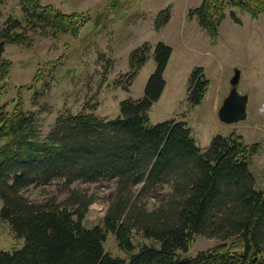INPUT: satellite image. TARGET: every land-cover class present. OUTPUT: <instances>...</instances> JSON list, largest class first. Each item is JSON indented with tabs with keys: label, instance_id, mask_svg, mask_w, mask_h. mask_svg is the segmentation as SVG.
<instances>
[{
	"label": "trees",
	"instance_id": "trees-1",
	"mask_svg": "<svg viewBox=\"0 0 264 264\" xmlns=\"http://www.w3.org/2000/svg\"><path fill=\"white\" fill-rule=\"evenodd\" d=\"M32 1V0H26ZM35 5L25 7L33 25L60 30L71 26L69 16L46 15ZM236 7L252 18L264 15V0H203L188 10L199 25L217 41L226 9ZM170 19L169 8L155 18L159 30ZM24 31L20 21H8L0 42V78L4 80L9 62L3 59L7 43H19ZM171 48L158 42L152 49L155 68L143 95L119 102V115L102 119L94 114L58 116L44 141L36 135L33 113L0 108V218L25 241L13 252L0 250V264H264V186L255 188L251 161L260 144H247L236 131L212 138L205 151L197 146L191 129L183 121H149V110L164 88V71ZM151 54L145 42L134 49L128 66L134 78ZM209 80L203 68L190 76L188 104L203 100ZM0 90V98L3 96ZM114 182V196L101 226L86 228L84 220L93 203L76 184L101 180ZM55 183L67 194L33 201L26 188ZM167 186L160 206L148 211L132 199ZM160 243V248L143 246L128 261L103 251L106 234L112 233L126 253H132L133 231ZM196 235L223 242L193 257L180 258Z\"/></svg>",
	"mask_w": 264,
	"mask_h": 264
},
{
	"label": "rangeland",
	"instance_id": "rangeland-1",
	"mask_svg": "<svg viewBox=\"0 0 264 264\" xmlns=\"http://www.w3.org/2000/svg\"><path fill=\"white\" fill-rule=\"evenodd\" d=\"M203 0H38L39 11L46 15L69 16L68 30H58L54 24L42 28L26 17L25 7L37 0H0V42L8 21L18 20L24 31L19 43L4 46L3 59L9 62L4 80L0 78V108L11 112L21 102V109L33 113L37 121L39 141L47 139L58 116L88 113L108 120L119 115V102L138 99L146 78L154 67L152 49L163 42L172 50L164 71L165 88L149 110V121L157 124L168 120L183 121L191 129L197 146L205 151L214 136H226L232 131L241 134L247 144L259 143L257 156L261 167L256 172L257 190L261 189L260 170L264 164V15L252 18L236 7L226 9V18L218 29L217 41L201 28L196 16L188 10L200 6ZM169 8L168 24L159 31L155 18ZM147 42L151 54L141 73L130 78V53ZM203 68L209 86L201 103L188 104L187 88L192 71ZM234 69L240 71L237 90L248 96L247 118L235 124H224L217 110L229 90ZM154 70V69H153ZM133 84V85H132ZM1 142L0 144H3ZM259 159L257 160L258 164ZM259 161V162H260ZM260 165V164H259ZM93 199L84 220L86 228L101 226L111 199L114 182L101 180L93 184H76ZM141 185L133 188L132 199L148 211L158 208L160 197L168 187L139 195ZM23 194L33 201L67 194L55 183L33 185ZM1 207V201H0ZM132 253L120 249L115 236L107 233L103 251L114 258L129 260L143 246L160 248V243L133 231ZM221 239L196 235L180 258L193 257L222 243ZM25 244L0 218V250L13 252Z\"/></svg>",
	"mask_w": 264,
	"mask_h": 264
},
{
	"label": "water",
	"instance_id": "water-1",
	"mask_svg": "<svg viewBox=\"0 0 264 264\" xmlns=\"http://www.w3.org/2000/svg\"><path fill=\"white\" fill-rule=\"evenodd\" d=\"M240 74L238 69H234L229 80V90L217 110L218 119L227 125L241 122L247 118L248 96L237 90Z\"/></svg>",
	"mask_w": 264,
	"mask_h": 264
},
{
	"label": "crops",
	"instance_id": "crops-1",
	"mask_svg": "<svg viewBox=\"0 0 264 264\" xmlns=\"http://www.w3.org/2000/svg\"><path fill=\"white\" fill-rule=\"evenodd\" d=\"M168 24V23H167ZM166 24V25H167ZM166 25H164L163 26V28L166 26ZM162 29V28H161ZM159 31V30H158ZM154 61V60H153ZM145 66V65H144ZM144 66L139 70V72L138 73H141L142 72V69L144 68ZM155 68V64H154V67H153V69ZM153 69H152V71L150 72V73H152L153 72ZM146 81H147V78H146ZM133 85V84H132ZM142 95H143V93L142 94H139V96H137L138 98H141L142 97ZM214 111H217V106H215V109H214ZM259 159V161H260V159H262L261 157H259V156H257V154H255L254 156H253V158H252V161H251V170H252V172H253V174H254V177H255V186L257 185V179H256V172H257V170H258V167L260 166L261 167V161L259 162L258 161V164H257V160ZM260 164V165H259ZM260 175H261V181H260V187H263L264 186V164H263V166H262V169L260 170Z\"/></svg>",
	"mask_w": 264,
	"mask_h": 264
}]
</instances>
